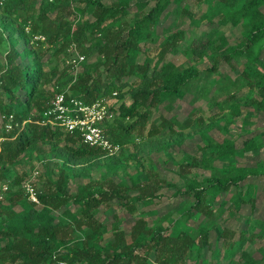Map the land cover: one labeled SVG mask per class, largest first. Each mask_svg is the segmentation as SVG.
<instances>
[{"label": "trees", "instance_id": "16d2710c", "mask_svg": "<svg viewBox=\"0 0 264 264\" xmlns=\"http://www.w3.org/2000/svg\"><path fill=\"white\" fill-rule=\"evenodd\" d=\"M129 1L111 0L105 5L102 0H4L0 5V264H186L192 254L199 257L198 264H264V248L257 247L258 258L243 248L247 241L264 236V220L251 215L257 186L248 180L260 177V189L264 191V159L255 160L251 166L236 163L237 156L254 155L262 147L261 140L252 134L237 146L233 136L223 134L217 141L209 134L217 126L215 113L205 123L201 116H192V107L181 120L172 113L168 117L159 115L156 123L149 121L160 104L164 111L170 110L173 102L200 80L195 63L203 56L211 60L207 72L215 71V56L225 63L234 60L240 72L236 79L227 77L228 81L235 85L239 79L256 94L251 97L250 92L243 103L234 99L236 93L229 95L233 102L225 105L206 102L211 110L228 109L223 114L226 128L246 107L264 114V0H197L204 6L198 17L193 18L189 9L178 8L171 23L174 27L161 28L160 32L157 25L167 6L180 0H154L145 11L148 1L136 0L134 12L125 18L130 12ZM184 17L195 26L204 21L206 30L196 29L191 38L185 39V30L180 28ZM226 25L241 26L240 42L228 43L223 29ZM19 42L21 48L17 47ZM71 44L84 56L75 74L52 65L60 55L66 59L73 55ZM150 49L152 54L148 53ZM139 53L143 55L141 61L136 60ZM166 54H182L191 63L174 64L164 60ZM91 56L93 62L87 60ZM240 59L243 61L239 63ZM68 66L71 69L65 63ZM216 81L210 79L205 84ZM42 83H50V89ZM55 91L84 102L115 92L120 101L109 108L112 118L103 124L113 142L122 145L129 131H141L146 125V137L164 131L175 141V135L191 127V138L199 139L195 144L199 156L186 154L178 163V185L149 173L141 182L89 180L71 192L66 185L68 170L78 175V171L72 172V166L104 155L109 159L133 155H122V148L116 155H107L57 125L41 121V113ZM125 93L128 104L122 101ZM9 114L16 125L4 131L3 122ZM188 135L180 136L177 142L189 139ZM41 146H47L46 150ZM169 146L170 142H165L154 149ZM31 151L60 163L56 172L45 170L44 179L31 184L36 202L28 199L21 187L25 172L12 179L6 176L17 156ZM215 161L221 164L217 166ZM197 168L206 170L208 176H190V171ZM105 170L114 169L107 166ZM162 184L174 187L171 201L175 217L168 213L157 216L148 208ZM231 188L233 192L229 193ZM226 193L228 197L223 198ZM227 203L229 210L247 204L249 215L243 218L234 239L233 231L220 226L221 254L215 250L208 258L202 252L210 247L208 228ZM111 205L122 206L135 216L127 232L115 213L108 229L96 219L97 212ZM198 216L205 221L196 227L189 224Z\"/></svg>", "mask_w": 264, "mask_h": 264}, {"label": "rangeland", "instance_id": "374dc122", "mask_svg": "<svg viewBox=\"0 0 264 264\" xmlns=\"http://www.w3.org/2000/svg\"><path fill=\"white\" fill-rule=\"evenodd\" d=\"M110 1L111 0H102V3L107 5ZM135 1L136 0L129 1L130 12L126 15L125 18H130L131 14L134 12ZM147 1L148 4L146 5V7H144L143 11L152 6L154 0ZM178 8L189 9L190 12L193 13V18H196L200 15L204 6L197 0H180L177 4H170L169 6H167V13H164V15L159 20V23L157 25L158 32H160L161 28L171 26L173 17L177 16ZM262 10H264L263 7ZM84 17L91 20V17L88 15H84ZM18 19H20V16H18ZM173 27L174 26H171V28ZM180 28L185 30V39L191 38L195 34L196 29L206 30L204 21H201L199 25L195 26L194 24L189 22V19L187 17H184ZM223 29L224 36L229 44L240 42V40L242 39L240 25H236L233 27L230 25H226V27H224ZM183 45L184 41L180 43V47H182ZM22 46L23 44L20 42L17 45L18 48H21ZM152 52V49L148 51L149 54H152ZM215 53L213 54L216 55ZM142 57L143 55L139 53L136 60L141 61ZM261 57L264 58L263 51L261 52ZM215 58L217 60V66L215 68V71L213 72L205 71L211 64L210 58H208L207 56H203L202 58H200L195 63L197 69L200 71V80L196 84L190 86V88L188 89L189 91L186 92L181 99L175 100L170 110L164 111L162 109V105L160 104L155 110L152 111L149 121H154L156 123L159 120V115L168 117L172 113L175 114L179 120H181L184 118L186 111H188L190 107L195 109V112L194 114H192V116H201L205 123L210 120L209 116H211V113H215L214 116L217 117V126L212 127L209 130V134L215 140L220 141L223 137V134L233 136L235 138V143L237 146H240L242 139L247 138L252 134H255L258 139L261 140L262 147L258 149L254 155H240L236 157V163L238 165L251 166L254 164L255 160L264 159V114L259 113L250 107H246V110L242 111V113L236 116L234 118V121L226 128V126L223 124V114H225L228 109H209L206 102L213 101L225 105L233 102V99H231L229 95L231 93H236L237 97L234 99L239 103H243L246 96H248L251 92L247 90L246 85L241 80L238 79L235 85H231V83L227 79V77L231 80L237 78V75L240 72V65L238 63L234 62V60L229 61V63H225L221 61L219 56H215ZM41 59L43 60V62L47 59L46 53L41 57ZM65 59L66 57H64V54L60 55L52 65L56 66L58 70L64 68V70H70L73 74L78 72V70L80 69L79 65L77 66V68L71 67V69L69 68V66L65 67ZM87 60L89 62H93L94 57L91 56ZM164 60H171L174 64L191 63V61L187 57H184L182 54H166ZM242 61L243 59H240L239 63ZM0 62H3L1 52ZM43 69L46 70L47 66L43 65ZM102 77L103 74L101 73V78ZM210 79H216L217 81L215 83L205 84ZM201 83H204L202 86L204 88V97H201V93L199 92ZM228 86H230L231 88L223 92L222 90L226 89ZM44 87L50 89V83L44 84ZM195 94H198V97H193V95ZM255 95L256 94L254 93V91L253 94L251 92V97H256ZM119 101L120 100L115 97L116 105L119 103ZM122 101L125 104L129 103V97L126 93L124 94ZM111 118L112 115L107 120L110 121ZM146 127L141 131L136 128L129 131L128 135L124 137V143H122V145H119V148H122V155L127 156L128 154H132L133 157H127L125 159H109L108 156L104 155L99 156L90 162H82L72 166L71 169H74L72 172L75 173L78 171V175H73L71 174V170H68L66 184L68 189L71 192H74L78 186L86 184L89 180L94 181L109 179L114 182L124 181L126 183H130V179H133L135 181L141 182L142 180L148 178L149 173H157V177L165 179V181L170 183L174 182L175 185H178L180 182L177 177V165L183 160V158L186 157V154L199 156V153L195 150V144L199 142L198 137L193 136L191 138V127H188L179 132L181 134V137L189 134L188 136L190 138L184 140L183 142H177V140H179L180 138V136L178 135L177 137L176 135L174 136L175 141H173V139H171L172 137H170L164 131L160 132L156 136L146 137ZM165 142H170V146L167 149H154L158 145H161ZM40 148L46 150L47 146H41ZM117 153L113 155H116ZM16 159L17 161L8 167L6 176L9 179H12L14 175H17L19 174V172L23 171L27 174L25 179L29 178L31 180V184L36 179L43 180L44 178H42V176L43 171L45 170L47 171L48 169H52L54 172H56L60 164L53 157L48 158L38 156L37 152L35 153L33 151H31L28 155H24V153L22 152L17 156ZM40 159H43L42 162L39 161ZM214 164L218 166L221 164V161H215ZM107 166L112 167L114 170H105V167ZM35 167L38 171L39 176L35 175L33 177H30ZM190 174V176L197 175L201 178H205L208 176V172L200 168L192 169L190 171ZM248 180L257 186V190L255 191L254 208L251 215L253 217H259L264 220V191L260 189V177H253ZM21 187L23 189V192H25L22 185ZM33 187H37L35 183ZM173 190V186H165V184H162V186L157 189L154 197L150 199L148 208L154 211L157 216H162L168 213L171 214V217H175L177 213L175 212V208L173 207V203L171 201L173 199ZM230 192H233L232 188L230 189L229 193ZM229 193L222 194L221 196L223 198H227ZM216 202H214L213 204L215 205ZM227 205L228 203L226 204L224 211L219 213V217L214 219V221L212 222L213 225H210L208 228L210 247L205 251H202L203 255L208 258H212L215 250H218V252L221 254L222 243L221 238L218 235L220 226L223 225V227H225L226 229L233 231L235 233L233 236L234 239L237 237L238 230L243 226V218L246 215H249L247 204L241 205L238 209L232 208L230 210ZM140 208L141 206L139 205L138 209L140 210ZM112 213H115L117 215L120 220L122 229L127 232L135 216L129 215L122 206L111 205V208H107L105 206L104 210L97 212L95 216L96 219L99 220L106 229H108L112 221ZM204 221L205 218L203 216H198L195 219L190 220L189 224L196 227L198 224ZM165 222L163 223L164 226L166 225ZM257 247L264 248V236L261 238L253 239L252 241H247L243 245V248L250 251L252 253V256H254L255 258L259 257ZM198 263L199 257L194 254H192V256L186 260V264ZM218 264H225V262L220 261Z\"/></svg>", "mask_w": 264, "mask_h": 264}, {"label": "built area", "instance_id": "2783aa9c", "mask_svg": "<svg viewBox=\"0 0 264 264\" xmlns=\"http://www.w3.org/2000/svg\"><path fill=\"white\" fill-rule=\"evenodd\" d=\"M3 1L0 0V5ZM46 1L52 2L54 0ZM34 39L43 38L42 36H35ZM70 49L73 51V55L66 59V63L77 68L84 56L77 53L72 44ZM115 95V92H111L109 96L84 102L76 96L64 93V91H55L41 113V121L46 120L57 125L63 131L74 134L81 143L89 147L99 148L107 155L115 154L119 150V145L111 140L103 127L104 121L112 115L109 108L116 106ZM14 125L16 123L13 122V118L9 114L3 122V129L8 131ZM37 173L35 167L30 177L37 175ZM22 186L28 199L36 202L31 180L26 178ZM1 188L4 189L5 187L2 186Z\"/></svg>", "mask_w": 264, "mask_h": 264}]
</instances>
